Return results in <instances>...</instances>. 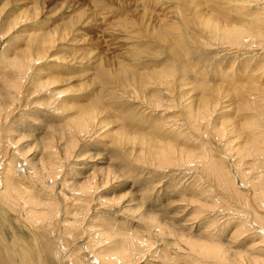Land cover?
Here are the masks:
<instances>
[{
  "label": "rangeland",
  "instance_id": "rangeland-1",
  "mask_svg": "<svg viewBox=\"0 0 264 264\" xmlns=\"http://www.w3.org/2000/svg\"><path fill=\"white\" fill-rule=\"evenodd\" d=\"M233 1L236 4L233 3ZM263 1L264 0H261L260 3L256 5V7L251 8L250 9L251 12H250L249 10H243L241 7H239V5L241 6V3H244L243 0H199L198 1L199 6L197 7L193 6L192 11L196 13H203V11H207L210 13L213 12L212 15L214 16L215 19L217 20L219 19V21L221 22L224 21L225 23H227L225 19H228L230 21L240 22L241 20V22H248L250 19L246 18L243 20L241 15L247 13H255L256 11L261 10L264 7V4L263 6L261 4ZM249 2H253V0H250ZM7 4H9V8L8 7L5 8V5ZM23 4L25 5L26 8L27 7L38 8L36 12H40V14L37 18L36 23L31 24L30 22L29 25L27 24L26 26H22L21 28H15V27L13 28V25L11 24L12 22H8V19L10 18V13L13 11L12 8L15 7V9H17V13L15 14L16 16L18 13L22 11L21 9L22 6H24ZM257 6H259L258 9ZM234 8H237L238 12H235ZM179 12L183 14L184 17L185 15L189 16L187 4L185 0H0V27H1L0 28V74H1L0 94L1 97L4 96L3 93H5L8 86L14 82L15 77L16 78L18 77V75H15L13 70L9 68L10 63L8 61H4L5 59L3 55L4 53H9V51L14 55L15 53H18L17 51L19 46L21 48L26 47L27 42H24L23 40V35L21 32L22 29L23 30H25V28H27L28 30L37 29L39 35L41 34L44 35L43 32L51 31L52 28L56 29V27H59L61 30L62 28L63 30H66L64 35L67 36L63 43H59L55 45L53 50L50 52V56H52L53 58L51 61L47 60V62L38 65V67L36 68L34 67L35 69H38L37 71L34 68L32 70H28L27 76L25 77L22 84L23 85L22 88L24 89L26 88L25 90L28 94H24L26 96L25 99L20 97V100L14 103V106L16 108L15 112H13V114L7 119V121L4 122L3 127H1L3 134L2 138L7 140L6 141L2 139L0 140L1 142L0 157H2L0 158V163L3 162L4 158L6 159V155L14 156L12 161L13 165L17 168L23 167L22 169H25L29 172L30 170L26 162L31 159L33 163L38 162L39 164L40 162V164L44 166L45 169L44 173L46 174L50 172L49 169L51 165L56 164L55 167L57 166V169L58 170L60 169L59 172L61 173L58 177H56L58 179L54 178L55 180L52 179V182H48V184L50 183L52 184V185L50 184L49 186L53 187L54 185L56 186L58 183H61L64 179L66 181L67 180L75 181L77 182V184H80L83 182L82 177H86V175H88L92 170L95 169L99 170L98 168L100 167L102 169L108 168L109 163L112 164L114 161L112 165L116 167V169L118 170V171L116 170L117 172L123 175L122 178L124 179L123 181H118L115 185L111 186L112 189L110 188L111 191H109L108 193H99L96 194V197L97 196L104 198L107 197L105 199H109V197H115V195L118 194L117 196L122 197L123 200L124 199L132 200V205H134V204H138V202L140 203L144 195V205H143V209L141 208L140 211H142L143 213H150V212L155 213L158 217L160 216L159 214L161 213L162 217L164 218L169 217L170 215L175 213L176 216L179 217V218L177 217L178 220L184 219V217H186L184 220L187 222V219L188 220L191 219V221L193 222H188V224L194 223V227H197V230L201 228L202 230L209 229V227L211 226L209 232H212L211 237L213 238V240L215 239L214 243L217 241V239H219L220 235H226L231 230L237 229L239 227L237 222L241 221L238 218H242V215L247 216L250 213V215L247 216L248 217L247 221H250V219L252 218L251 214H253L254 216L256 214L254 208L252 207L251 204H249V201L247 199L245 200L242 198L240 199L235 195L236 192L238 193L239 196H241L242 194L243 195H246L247 193L249 194L248 189L241 184L239 178H237V181L235 180L236 182L235 186L238 189V190L236 189L235 191L233 187H226V186L220 187L218 183H215V181L213 182L212 180L214 179L213 177H209V182H208L202 175L199 174L198 170L196 172L195 168L190 167L191 165H187L185 167L182 166L184 165L182 161H177L174 163L172 160H170L169 162L170 166L169 164L165 165L163 162L161 163L160 157L156 156L155 153L156 152L155 149L160 148V145H158L155 142H151L149 140V137L155 139L156 135L153 133H155L156 130L158 131L160 126H164L166 129L167 123L172 124L175 119L173 117L177 115L182 120V124L183 122L186 123L184 126L181 125L179 128L182 130H184L185 128L188 129L187 132L185 131L182 132L183 134L186 133L185 136H183L182 138L180 139L172 138V143L176 147L179 153L178 158L181 157L182 152L199 153L200 152L199 150H206L207 148L209 149L210 147L213 150H215L212 155H215L214 158L216 160H218L216 158L217 157L216 155L218 154L220 156L225 154L226 156H228V158H231L232 159V163H230L231 166L233 164L235 165L240 164V161L237 160L235 154L230 153L227 150L224 151L226 146L228 145L234 147L245 146L246 144L245 136L247 135L248 129L255 130V128H257V130L260 131L261 135H263L264 138V119H263L264 118V97H263L264 96V90H263L264 89V49L261 50L259 48L257 49L256 47L233 48L230 47L228 44L226 45L225 44L226 42L220 44L216 42L215 39L210 38L208 34L196 28L195 23H193L194 21L190 22V26L188 27L189 29L187 32L182 30L181 33H179L178 31H176V29H180L183 25V23H181L182 16L181 14H179ZM261 14H264V9L261 10L260 13L258 12V15ZM11 16L12 17L10 18V21H12L13 18L15 17L14 13H11ZM262 17L264 16L262 15ZM164 18H168L169 20ZM261 21L263 22L261 23L264 24V20ZM9 23L12 25V27L10 26ZM159 25H161V27ZM66 26H68V28H65ZM169 26H171L170 28L173 27L172 28L174 31V32L172 31L173 33L171 32V29L170 31L167 30L168 32L167 31L165 32V28L169 29ZM6 29H7L6 32L8 33L5 32ZM37 31L34 33L37 34ZM153 32L155 33L153 34ZM151 34L154 36H152ZM167 38L170 39L169 40L170 42H167L168 40ZM163 40H165V42H163ZM178 42L179 43L181 42L180 46L178 45ZM172 47L176 49V53H177L176 56L173 54V51L171 50ZM127 54L129 58L131 57L130 59L132 58L133 59L128 61L127 65H122V67L124 71L130 74L135 73L136 75V73L138 74H141L143 72L147 73L152 71V69L156 70L162 67L166 68L167 66H171L175 70L178 69L177 70L178 73L177 72L174 73L175 71L172 69L175 76L173 82V89H169L166 92V90H164V87L162 88L158 87L159 82L157 80H152L150 81V84L146 86L147 88L135 87V89L130 88L129 90H127V88L124 89V88H120L121 86H119L120 89L113 88V89H117L113 92V96H112L113 98L110 96L104 98H98L97 96L98 90L99 89L101 90L104 87L103 83L101 82L108 81V78L102 79V76L98 75V71L99 72L102 71L100 69H102V65H104L103 60L107 59L109 62H113L115 60H118L117 57H125L127 56ZM64 56H65V60L63 58ZM176 66L178 68H176ZM42 68H46L47 72L52 71V73L49 74L51 76L55 74L58 76H62V79L65 82H67L65 83L63 81L62 86H60L61 90L64 89L65 95L53 96L50 93L51 91L50 88L49 90L46 88H40L38 82H36L35 79L32 80V77L35 78L37 77L38 74H40L41 70L39 69ZM5 72H6V76H4ZM168 72L172 73L171 70H169ZM87 83L93 85H91L90 87L86 86L83 88V91H78L75 93L73 92V88L72 89L67 88V87H74L76 85L81 86ZM188 84H191V86L193 87L195 86V87L191 89L187 88ZM219 85H220L219 87L220 90L218 91L215 90L214 87ZM254 86L255 89L257 87L258 88L254 90ZM248 87L249 88L251 87L253 90L252 89L249 90ZM261 90H263V92ZM105 93L106 91H103V94ZM153 93H155L156 95H158V93H161L162 96H160V103L162 104L164 103L165 105L164 107L176 106L177 108L173 107L171 110L172 112H168V111L165 112L166 111L164 110L165 108L155 109L153 107L154 105L151 104V100H150V97L152 98ZM240 95H242L241 97L243 98L242 101L238 100ZM201 97L209 100L213 111L209 107L208 108L210 109V111L213 112V114L209 117V120L207 119V121L204 122L205 125L203 124L200 125L201 132L200 131L196 132L195 129L198 130L199 127L193 128L192 127L193 123L192 122L190 123V121H188V119L191 118V116H189V109L191 107L189 105L191 104H189L188 102L194 105L195 103H197V99L198 100L203 99ZM148 98L149 100H146ZM143 99H145L147 102ZM21 100L24 101L22 102ZM169 101H173V103L168 105ZM261 101H263V103ZM243 102L247 105H245ZM217 103H219V105ZM92 104L94 105L95 109L97 108V112L99 113L98 115H96L97 119L95 120L98 121L94 122L89 127L90 129L88 130L89 136H83L81 138L80 137L77 138L78 135L73 134L75 131L71 130L72 125L69 124L70 120L73 116L75 118V116L80 115V112L78 110L80 109L81 106L79 105L92 106ZM95 104L97 106H95ZM239 104L241 105V107ZM98 106H99V110H98ZM242 107H245L247 109L245 108L243 109ZM71 109L74 110V113L73 111H71ZM75 110L78 112V114L76 113ZM186 111L188 113H186ZM99 117L101 120L99 119ZM68 118L69 120H67ZM179 118H177L176 120H179ZM256 121L258 123L257 125H255ZM108 122L109 124H107ZM187 122L188 124L190 123L189 124V126L191 125L190 128L186 126ZM95 123H96V127H95ZM194 123L196 124V122ZM10 128L13 129L14 131L16 129L23 130L25 133L22 131V134H24L23 137L25 138L16 137L17 134L15 135L14 132L9 133ZM230 128L232 130L234 129L237 131L235 132V135L240 136L239 140L234 139L235 137L233 136L235 135L234 133L230 132L231 130ZM119 129L125 132H123L122 134V132L119 131ZM108 130H110L111 132ZM219 130H222L223 132L222 140L216 137L215 134ZM90 131L93 133H91ZM175 131H176L175 135L179 134L177 132L178 129H175ZM203 131L207 132V135L208 134L209 135L207 137L205 136L206 134L202 135ZM115 132H118L119 135L120 134L121 135L117 137L116 135H114ZM96 133L97 135L95 136ZM130 133L139 137H142L144 135L143 137L144 138L146 137V139H144L145 143L143 142L142 138L127 139L128 141L127 142L125 139V135L126 134L131 135ZM189 134L192 135L193 138ZM199 137L202 139L204 138L203 139L204 144H199L201 142ZM114 138H115V142H114ZM19 139L21 140V143ZM50 139L52 140V142ZM101 139H103L104 141ZM48 140H50L51 143H49ZM124 140L126 143L123 142ZM119 141L121 142V144H119ZM13 142L17 147L13 144ZM205 142L208 143L205 144ZM71 143L72 146L77 144V148L70 147ZM142 143L145 145H143ZM150 143L151 145L152 144L153 145L149 146ZM41 145L42 148H40ZM146 145L149 147H147ZM65 146L68 147L69 150ZM139 146L141 149L139 148ZM37 147H39V149ZM55 147H57L58 150L57 148L55 149ZM120 147H122V149ZM20 148L21 150L22 148L23 150L26 149L24 151L25 153H27L25 157L22 155V153L24 152H22ZM17 150H18L17 152L18 154L16 153ZM138 150L140 152H138ZM27 151L28 152L30 151V153H28ZM33 151L34 154H32ZM43 151H45L46 153ZM49 151L50 152L52 151V155ZM53 151L55 152V154ZM19 152L21 153L20 154L21 156L19 155ZM57 153L59 155H57ZM231 155H234L235 157L234 156L232 157ZM56 156L59 158H57ZM89 156L91 161L89 160ZM108 156L110 157V159ZM53 157L55 158V160ZM104 157H106L108 160ZM35 158H38L39 160ZM66 158H68L69 160ZM42 159L44 162L42 161ZM50 160L51 161L54 160L52 161L53 163H51ZM258 161H259L258 159L252 160V157H247L246 161L242 162V165H240V170L242 172H244V169L246 170L245 172L249 171L250 179L248 181L254 182L255 180H257V177L260 176L261 178L264 176V171H263L264 166L263 165L260 166L259 163L261 161H259V163ZM45 165L49 166L48 167L49 169ZM253 165L257 167L253 168ZM230 166L229 169L225 168L226 170H224L223 168L222 171L226 174L229 171L230 173H232L233 176H235L233 174V168H231L232 166L231 167ZM260 167L261 169H263L262 171H260L261 170ZM1 168L4 169L3 165L1 166ZM198 168H200V166H198ZM74 176L77 178L76 180ZM211 181L212 183H215V185L210 183ZM5 183H6L5 181L0 183V188H2L0 189V193H1L0 197L1 196L3 197L0 198L1 199L0 203L3 206V208L6 209L8 222L7 224H3L2 220L0 219V264H12L10 261H8V259L4 257V255L7 257L6 255L7 253H5L4 248L5 247L9 248L8 244H10L11 240L13 239L11 238V233H14V235L17 237L18 242L24 248H26V252L29 255V256L27 255L29 257L28 258L29 261L31 260L33 262H36L37 259L36 258L37 253L33 248V245L35 243V241L33 240V236H35V238L37 239L36 242L41 245L40 247L43 253L42 254L43 264H72L69 262L67 263L65 258L66 256L63 257L60 256V258H58V256L56 257L54 255V250L56 249V247L57 248L59 247V242L61 240L59 237H61L63 233H72L73 239H75L76 242L73 241L72 239V240H68L67 242L64 241V245L65 248L70 247L69 249H72L71 250L72 253L77 252L80 246L82 245L81 241L79 240L84 239L83 238L84 235L81 234V231L79 230L69 231L67 227H65L63 222V221H68L67 218L65 219L62 218L61 221H59L56 218H53V220H46L48 217L52 218L53 216L52 211L48 212L46 209H44V207L39 206L38 204H40V202L41 204H45L47 198L44 195H42L40 192H37L35 190H29L26 187L27 186L26 184L25 185L22 184L21 188L20 187L19 188L27 189L28 191L26 190V193L24 194H26L28 197L31 198L36 197L34 198L36 204L34 202V206L22 208L23 207L21 206L22 201L18 198L17 200L13 195V192H10L9 194V190H6ZM19 184L20 183H18L17 181L14 183V185H16L17 187L19 186ZM263 187H264V183L260 185V191ZM239 189L241 191H239ZM4 191L5 194L3 193ZM225 194H227V196ZM7 195L8 197H6ZM4 197L6 198L4 199ZM126 197L129 199H127ZM222 198L223 200L225 198L226 199L222 201ZM180 200L182 201V203L175 202ZM11 201L13 202V204L10 203ZM171 201H173L174 203L171 204L170 206L174 205V208L169 209L170 207L167 208L165 205L170 203ZM237 201L238 203H236ZM7 202L10 203L11 205L7 204ZM56 202L59 201L56 200ZM194 202L196 205L194 204ZM16 204L17 206L15 207L14 205ZM111 205L114 204L111 203ZM6 207L11 209V211L9 209L8 211ZM20 210L21 211L24 210V211L21 212ZM156 210L158 212H156ZM30 211L32 212V217L30 216L31 219L30 218L28 219L29 216L27 218H23L22 215L23 214L25 215V213H28ZM167 211L170 214L167 213ZM142 212L138 214H142ZM47 213L50 215L52 214V216L47 215ZM85 213L87 216L84 215ZM85 213H83L82 215L84 216L85 219H87L86 223L90 225L89 224L90 222L94 224V226L96 227L98 226L97 228H99L102 231V233L108 231V229H111L112 227L113 229L117 227L118 229L120 228L119 230L124 233L128 231L127 233L130 234L133 229L135 232L137 231L140 234H146V228L144 223L137 221V218L130 217L132 216L131 214L129 217L127 216L123 219V217L120 216L115 217V215L112 214L106 216H100V214L97 213H92V212L87 213L86 211ZM233 213L234 214L236 213L237 215L236 214L234 215ZM35 214L36 216L38 214V216L36 217ZM41 215L43 217L45 216V218H42ZM261 217H264V215H262ZM33 218L35 221L33 220ZM37 220L38 222L41 223L37 222V225H34V223L36 224ZM242 220H243L242 224H244V226L241 229L240 236L238 237L239 239H235L237 240L236 247H238V253L240 254L243 253L244 250L246 251L247 248H244V246H249V244L252 245L253 243L252 242L249 243V242L252 239L257 238L256 237L257 233H255L257 231H252L250 229L249 225L251 223L250 224L246 223L243 218ZM94 221L96 224L93 223ZM170 222L171 221H169V223ZM177 223H179V221ZM177 223L172 225L175 226ZM136 225L140 229H138ZM52 228L55 231L52 230ZM123 228L126 229L124 230ZM78 229H80V227ZM179 231H182L184 234H188L189 228L186 227V229L183 230L180 229ZM199 231L198 232L196 231L197 233L191 232L193 233L192 237L198 239V237L201 236L199 234ZM224 237L222 239L226 240ZM102 239L103 238L100 237L99 240L102 241ZM78 241L79 243L77 248L76 247L72 248L71 245L74 242L77 243ZM112 242L118 244L116 239L112 240ZM112 242L107 243L105 245L101 244V246H103L104 248L102 251L104 252L100 254H108L116 251L115 244H112ZM164 242L165 244L168 243L172 244L173 239H170V241L169 239H164ZM237 244L239 245L237 246ZM159 245H160V241L158 244L155 245V247L160 248ZM161 248H162L161 251H163L164 247ZM159 250L160 249H158L157 252ZM232 250L234 251V249ZM244 253L245 256H248L247 252ZM259 253H257L255 257L264 258V256L261 253L259 255ZM157 255L158 254L155 255V258H157ZM88 257L90 258V256L88 255L82 257V259L85 261V264H89V263L94 264L93 262L95 261L88 260L89 259ZM200 259H201L200 260L201 264H217L211 261L210 259L205 258L204 256H202ZM155 260L158 261V263H160V259L159 260L155 259ZM195 260L196 259L194 258V261H192V263H194Z\"/></svg>",
  "mask_w": 264,
  "mask_h": 264
},
{
  "label": "bare ground",
  "instance_id": "bare-ground-1",
  "mask_svg": "<svg viewBox=\"0 0 264 264\" xmlns=\"http://www.w3.org/2000/svg\"><path fill=\"white\" fill-rule=\"evenodd\" d=\"M199 0H185L186 4H187V9H188V14L189 16L184 17L183 14H181L179 12V14H181V20L183 23L182 27L180 29H176V31H178L179 33H181L182 30H184L185 32L188 31V27L190 26V22L194 21L193 23H195L196 28L200 29L202 32L208 34L210 36V38L215 39L216 42L223 44L225 43L226 45L228 44L230 47L233 48H252V47H256L257 49H264V24H262L263 22L261 20H264V17H262V15L264 16V14L258 15V12L260 13L261 10L264 9V7L259 10V11H254L255 13H247L242 16V19H246L249 18L250 20L248 22H240L239 21H230L228 19H225L227 23H225L224 21L221 22L219 21V19H215L214 16L212 15L213 12H207V11H203V13H196L194 11H192V7H197L199 6L198 4ZM244 3H241V6L239 5V7H241L243 10H249L253 7H256V5L258 3H260L261 0H253V2H249L250 0H243ZM11 3V2H10ZM233 3H235L233 1ZM255 3V4H253ZM12 4V3H11ZM10 4V5H11ZM236 4V3H235ZM262 6L264 4V1L261 3ZM24 5V4H23ZM146 5V4H145ZM234 5V4H233ZM244 5V6H243ZM15 6V5H14ZM8 7L9 8V4L5 5V8ZM37 7V6H36ZM235 7V6H234ZM237 7V6H236ZM259 6H257L258 9ZM4 8V9H5ZM12 8V7H11ZM212 8V7H211ZM13 11L11 13L15 14L17 13V9H15V7L12 8ZM38 8L35 7H25L22 6V11L20 13H18L12 21H10V18L13 16H11L10 13V18L8 19V22H12L11 24L13 25V28H21L22 26H26L27 24L29 25V23L31 22V24L36 23L37 18L40 14V12H36ZM7 11V10H6ZM152 11V10H151ZM235 12H238L237 8H234ZM251 12V11H250ZM7 13V12H6ZM9 14V13H8ZM7 14V15H8ZM217 14V13H216ZM178 15V14H177ZM173 16V15H172ZM171 16V17H172ZM238 16V17H241ZM2 17V16H1ZM9 17V16H7ZM179 17V16H178ZM218 17V16H217ZM162 18V17H161ZM176 18V16H175ZM6 19V18H5ZM144 19V18H143ZM164 19H168V18H164ZM174 19V18H173ZM172 19V20H173ZM179 19V18H178ZM169 20V19H168ZM171 20V19H170ZM224 20V19H223ZM242 20V21H243ZM176 21V20H175ZM160 22V21H159ZM162 22V21H161ZM166 22V21H165ZM178 22V23H180ZM235 22V23H234ZM239 22V23H236ZM262 22V23H261ZM70 23V22H69ZM67 23V24H69ZM174 23V22H173ZM10 24V23H9ZM10 24V26L12 27V25ZM30 24V25H31ZM117 24V23H116ZM158 24V22H157ZM171 24V23H170ZM175 24V23H174ZM173 24V25H174ZM163 25V24H162ZM167 25V24H166ZM172 25V26H173ZM161 27V25H159ZM181 26V25H180ZM30 27V26H29ZM111 27V26H110ZM123 27V26H122ZM171 26H169V29L165 28V32L167 30L171 32L173 31V27L170 28ZM1 28V27H0ZM12 28V30H13ZM25 28V27H24ZM65 28H68V26H66ZM116 28V27H114ZM152 28V27H151ZM8 29V28H7ZM7 29L5 30V32L7 31ZM103 29V28H102ZM10 30V29H9ZM21 30V29H20ZM42 30V29H41ZM63 30V28H62ZM59 27H56V29L52 28L51 31H47V32H43L44 35H39L37 29H32V30H28L27 28H25V30L22 29V35H23V40L26 43V47L25 48H21L20 46L18 47V53H15L13 55V53H11L9 51V53H4V61H8L9 64V68H11V70H13V72L15 73V75H18V77H15V80L13 83H11L7 90L5 91V93H3V97H1L0 94V140H4L5 139L2 138V128L4 122L7 121V119L13 114V112H15V106L14 103L16 101L20 100V97H22L23 99H25V95L24 94H28L26 92V88H22L23 87V81L25 79V77L27 76L28 70H32L34 67H38V65L47 62V60H52V56H50V52L53 50L54 46L59 44V43H63L65 38L67 37L66 35H64L66 30L62 31ZM114 30V29H113ZM121 30V29H120ZM157 30V29H156ZM155 30V31H156ZM163 30V29H162ZM161 30V31H162ZM37 31V34L34 33ZM106 31V30H105ZM112 32V31H111ZM164 32V33H165ZM168 32V31H167ZM174 32V31H173ZM172 32V33H173ZM8 33V32H6ZM40 33V32H39ZM42 33V32H41ZM107 33V32H106ZM155 32H153L154 34ZM171 33V34H172ZM190 33V32H189ZM19 34V32H18ZM17 34V35H18ZM114 34V33H113ZM130 34V33H128ZM160 34V33H158ZM166 34V33H165ZM152 35V34H151ZM188 35V34H187ZM5 36V35H3ZM21 36V33H20ZM19 36V37H20ZM154 36V35H152ZM159 36V35H158ZM169 36V35H168ZM181 36V35H180ZM85 37V36H84ZM114 37V36H111ZM156 37V36H155ZM182 37V36H181ZM21 38V37H20ZM77 38V36H76ZM83 38V37H82ZM162 38V37H161ZM206 38V37H205ZM114 39V38H113ZM168 39V38H167ZM180 39V38H179ZM87 40V39H86ZM90 40V39H89ZM170 39L167 40V42ZM181 40V39H180ZM99 41V40H98ZM67 42V41H66ZM74 42V41H73ZM82 42V40H81ZM163 42H165V40H163ZM209 42V40H208ZM181 43V42H180ZM180 43L178 42V45L180 46ZM17 44V43H16ZM85 44V43H84ZM83 44V45H84ZM79 45V44H78ZM182 45V44H181ZM167 46V45H166ZM166 50V49H165ZM171 50L173 51V54L176 56V49L174 47L171 48ZM14 51V50H13ZM132 51V50H131ZM54 53V52H53ZM59 56V55H58ZM133 57V56H132ZM65 60V56L63 57ZM131 58V57H130ZM127 56L125 57H117L118 60H115L113 62H109L107 59L103 60L104 65H102V71H98V75L102 76V79L104 78H108V81H103L101 83H103L104 87L98 92H97V96L98 98H104L107 96L112 97L113 96V92L117 89L120 88H124L127 90H129L130 88H138V87H146L147 85L150 84V81L152 80H157L159 82V88L164 87V90H166V92L169 89H173V82L175 79L174 73L177 72V70H175L173 67L171 66H167L166 68L162 67V68H158L156 70L150 71V72H143L141 74L135 73L134 74H130L126 71H124L122 65H127L128 61L132 60ZM174 61V60H173ZM175 63V62H174ZM187 63V62H186ZM4 64V63H3ZM6 65V64H5ZM8 65V64H7ZM186 66V64H185ZM6 67V66H4ZM171 67V69H170ZM34 68V69H35ZM176 68H178L176 66ZM175 71L173 74L171 72H168L169 70ZM173 69V70H172ZM180 69V67H179ZM9 70V71H11ZM36 71L38 69H35ZM40 74L37 75V77L33 78L32 80L35 79L36 82H38V85H40V88H46L49 90L50 88V93L53 96H61V95H65V91L64 89L61 90L60 86H62L63 84V79L62 76H58V75H49L50 73H52V71L47 72L46 68H42L39 69ZM3 71V70H2ZM7 71V70H6ZM258 71V70H256ZM12 73V72H11ZM178 73V72H177ZM4 74V73H3ZM36 74V73H35ZM1 75V74H0ZM11 75V74H10ZM49 75V76H48ZM6 76V72L5 75ZM51 76V77H50ZM136 76V77H135ZM31 78V77H30ZM125 78V79H122ZM14 79V78H13ZM122 79V80H120ZM8 80V79H7ZM62 80V81H61ZM87 80V79H86ZM93 80V79H92ZM251 80V79H250ZM31 81V79H30ZM252 81V80H251ZM3 82V81H2ZM65 82V81H64ZM10 83V82H9ZM67 83V82H65ZM64 83V84H65ZM72 83V82H71ZM119 84V85H118ZM3 85V84H2ZM71 85V84H70ZM93 84H84L81 86H74V87H67V88H73V92H78V91H83L84 87H90ZM102 85V86H103ZM156 85V84H155ZM248 85V84H247ZM119 86H121L119 88ZM1 87V86H0ZM39 87V86H38ZM153 87V86H152ZM157 87V88H158ZM195 87V86H194ZM193 86H191V84H188L187 88H194ZM220 85L219 86H215V90H220ZM253 87V86H252ZM101 88V87H100ZM113 88H117V89H113ZM147 88V87H146ZM249 88V87H248ZM258 88V87H257ZM256 88V89H257ZM260 88V87H259ZM6 89V88H5ZM4 89V90H5ZM141 89V88H140ZM246 89V88H244ZM252 89L251 87L249 88V90ZM255 86H254V90ZM41 90V89H40ZM86 90V89H85ZM139 90V89H137ZM253 90V89H252ZM264 90V89H263ZM263 90H261L263 92ZM39 91V88H38ZM44 91V90H43ZM103 91H106L105 94H103ZM132 91V90H131ZM259 91V92H261ZM96 92V91H94ZM225 92V91H224ZM2 93V92H1ZM43 93V92H42ZM48 93V91H47ZM72 93V94H74ZM256 93V92H255ZM68 94V93H67ZM92 94V93H91ZM258 94V93H257ZM260 94V93H259ZM30 95V94H29ZM48 95V94H47ZM185 95V94H184ZM246 95V94H245ZM244 95V96H245ZM35 96V95H34ZM37 96V95H36ZM160 96L161 93H158V95H156L155 93H153L152 98L150 97L151 100V104L154 105L153 107L155 109H159V108H165L164 110H166L165 112H172V108H177L176 106H171V107H164V103H160ZM186 96V95H185ZM183 96V97H185ZM29 97V96H28ZM50 97V96H49ZM144 97V96H143ZM181 97V98H183ZM206 97V96H205ZM210 97V96H209ZM213 97V95H212ZM231 97V96H230ZM242 95H240L239 99L240 101L243 100V98H241ZM264 97V96H263ZM44 98V97H43ZM53 98V97H52ZM113 98V97H112ZM199 98V96H198ZM203 98V97H201ZM223 98V97H222ZM251 98V97H250ZM254 98V97H253ZM257 99V98H256ZM145 100V99H143ZM146 100H149L146 99ZM145 100V101H146ZM201 100V102H200ZM197 99V103H195L194 105L190 102H188L190 109H189V116H191V118L193 119H188V121H190V123L192 122L193 125L192 127H199L198 130L195 129L196 132H201L200 129V125H205L204 122L207 121V119L209 120V117L213 114V109L211 108V103L209 102L208 99L203 98V99ZM260 100V99H259ZM263 100V99H262ZM22 101V100H21ZM24 101V100H23ZM22 101V102H23ZM147 102V101H146ZM145 102V103H146ZM200 102V103H199ZM256 102V101H255ZM263 103V101H261ZM173 101H169V104H172ZM244 103V102H243ZM242 103V104H243ZM254 103V102H253ZM22 104V103H21ZM219 105V103H217ZM245 104V103H244ZM255 104V103H254ZM28 105V102H27ZM85 105V104H84ZM81 106L80 109L78 110L80 112V115L78 116H74L71 118L70 123L71 126V130H74L75 132L73 134L78 135L77 138H81L83 136H89V127L94 123L97 122L95 121L97 119L96 115H98L99 113L97 112V108H94V105L92 104V106ZM91 105V104H90ZM221 105V104H220ZM240 105V104H239ZM247 105V104H245ZM18 106V104H17ZM16 106V107H17ZM61 106V105H60ZM63 106V105H62ZM95 106H97L95 104ZM188 106V107H189ZM214 106V105H213ZM226 106V105H225ZM244 106V105H243ZM43 107V106H42ZM74 107V106H73ZM181 107V106H180ZM212 111H210V109ZM215 107V106H214ZM241 107V105H240ZM248 107V106H247ZM24 108V107H23ZM61 108V107H60ZM243 109L245 107H242ZM250 108V107H249ZM248 108V109H249ZM252 108V107H251ZM74 109V108H73ZM153 109V110H155ZM232 109V108H230ZM236 109V108H235ZM247 109V108H245ZM254 109V108H253ZM252 109V110H253ZM18 110V109H17ZM55 110V109H54ZM68 110V108H67ZM98 110H99V106H98ZM242 110V109H240ZM70 111V109H69ZM68 111V112H69ZM71 111L74 110L71 109ZM76 111V110H75ZM188 111V110H187ZM186 111V113H188ZM102 112V111H101ZM255 112V110H254ZM76 113L78 114V112L76 111ZM253 113V112H252ZM163 114V113H162ZM161 114V115H162ZM258 114V113H257ZM166 115V114H165ZM181 115V113H180ZM100 116V115H99ZM157 116V115H156ZM167 116V115H166ZM171 116V115H170ZM186 116V115H185ZM188 116V115H187ZM67 117V116H66ZM71 117V115H70ZM69 117V118H70ZM101 117V116H100ZM99 117V119H100ZM13 118V117H12ZM69 118L67 120H69ZM175 118L173 123H167V128L165 129L164 126H160L159 130L155 131L156 137L151 138L149 137V140L151 142H155L158 145H160V148L155 149V153L156 156L160 157V161L161 163L163 162L165 165L170 166V160H172L174 163L177 161H182L184 163V165L182 166H187V165H191L190 167H193L199 171V174L202 175L208 182H209V177H213L214 179L213 182L215 181V183H218L220 185V187L222 186H226V187H233V189L236 191V182L237 178H239L238 180L241 182V184L246 187L249 191V194L247 193L246 195H241L239 196L238 193L236 192V196L239 197L240 199H247L249 201V204L252 205V207L254 208V211L256 212L255 216L253 214H251L252 218L250 219V221H247L248 217L250 215V213L245 216L242 215V218L244 219V221L248 224H250V229L252 231H257L255 233L256 234V239H252L249 243H253L252 245L249 244V246H244V248H247L246 251L244 250V252L248 253V256H245V253H238V247H236V241L235 239H239L238 237L240 236V232L241 229L243 228L244 224L242 218H238L241 221H238L237 224L239 225V227L237 229H233L231 230V234L230 232H228L226 235H220L219 239H217V241L214 243L213 238L211 237L212 232H209V229H198L197 227H194V223L192 224H188V222H193L191 221V219H187V222L184 220L186 217H184V219L178 220V216H176V214H172L169 217H162L161 213L159 214V217L155 214V213H143L141 210V208L143 209V205H144V195L142 197L141 202L138 204H134L132 205V200H123L122 197L115 195V197H109V199H105L107 197H100L97 196L96 194L99 193H108L109 191H111L113 185H115L118 181H123L124 178L123 175L119 172H117L118 170L116 169V167H114L112 164L109 163L108 168L102 169L101 167L98 168L99 170H92L88 175H86V177H82L83 182L80 184H77V182L75 181H69V180H63L61 183H58L56 186L54 185L53 187L49 186L50 184H48V182H52V179H58L56 177H58L60 175L61 172H59V170L57 169V166L55 167L56 164H52L50 169L48 168L49 166H46L50 172H48L47 174L44 173L45 169L44 166L42 164H38V162L33 163L32 160H28L26 163L28 164V168H29V172L25 169H22L21 167L17 168L13 165L12 161H13V157L14 156H7L6 154V159H3V162L0 163V183L2 182H6V190H9V194L10 192H13V195L15 196V198L20 199L22 201V208L25 207H32L34 206V198L28 197L26 194V190L27 189H20L22 184H26L27 188L29 190H35L37 192H40L42 195H44L47 198V201L45 204H38L39 206L44 207V209H46L48 212L52 211V214H48L52 216V218L48 217L46 220H53V218L58 219L59 221L65 218L68 219V221H63L65 227H67V229L69 231H76L79 230L81 231V234L84 235L83 236V240H79L81 241V246L79 248V250L77 252L72 253V249L69 248H65L64 245V241H68V240H72L73 236L72 233H63L61 235V237H59L61 240L59 242V247L54 250V255L58 258L66 256V261L67 263H72V264H85V261L82 259V257H84L85 255L90 256V258L88 260L90 261H95L93 262L94 264H201L200 263V258L202 256H204L207 259H210L211 261H213L214 263L217 264H264V258L262 257H255V255L257 253H261L264 256V217H261L262 215H264V187L261 189L260 191V185L264 183V176L260 178L257 177V180L253 181H248L250 179L249 176V171L245 172L246 170L244 169V172H242L240 170V165H242V162L246 161L247 157H252V160H256L258 159L259 161H261L259 163L260 166L263 165L264 166V138L263 135H261L260 131L257 130V128H255V130L253 129H248L247 131V137L246 138V144L243 147H234V146H226L224 151H229L230 153L235 154V156L237 157V160L240 161V164H233L230 166V163H232V159L228 158V156L224 155H216L217 159L216 160L214 157L215 155H212L213 152L215 150H213L212 148L209 147V149L207 148L206 150H199V153H189V152H182L181 157L178 158V150L176 149V147L173 145L172 143V138H182L183 136H185V132L188 131L187 128H185L184 130L180 129L179 127L182 125L184 126L186 123L183 122L182 124V120L179 118V116H175L173 117ZM172 118V119H173ZM177 118H179V120H176ZM254 118V117H253ZM252 118V119H253ZM231 119V118H230ZM255 119V118H254ZM264 119V118H263ZM101 120V119H100ZM229 120V119H228ZM232 120V119H231ZM246 120V119H245ZM103 121V119H102ZM250 121V120H249ZM254 121V120H253ZM196 122V124L194 123ZM251 122V121H250ZM255 122V121H254ZM13 123V122H12ZM189 123V124H190ZM247 123V122H246ZM98 124V123H97ZM109 124V122L107 123ZM188 122H187V127L190 128ZM250 124V123H249ZM248 124V125H249ZM255 124V123H253ZM257 121L256 124L257 125ZM51 125V124H50ZM104 125V124H103ZM102 125V126H103ZM106 126V123H105ZM259 126V125H258ZM68 127V126H67ZM70 127V125H69ZM95 127H96V123H95ZM94 127V128H95ZM174 127V128H173ZM209 127V126H208ZM234 127V126H233ZM255 127V126H253ZM252 127V128H253ZM7 128V126H6ZM12 128V127H11ZM9 130V133L14 132L15 135L17 134L16 137L18 138H25L23 137L24 134H22L23 130H13L11 129ZM14 128V127H13ZM54 128V127H53ZM107 128V127H106ZM182 128V127H181ZM204 128V127H203ZM262 128V127H261ZM4 129V128H3ZM51 129V128H50ZM55 129V128H54ZM112 129V128H111ZM175 129H178V133L177 135H175ZM231 129V128H230ZM246 129V128H244ZM49 130V129H48ZM67 130V129H66ZM93 130V129H92ZM91 130V131H92ZM105 130V128H104ZM170 130V131H169ZM210 130V129H208ZM207 130V131H208ZM257 130V131H256ZM5 131V130H4ZM53 131V130H52ZM58 131V130H57ZM55 131V132H57ZM64 131V130H63ZM68 131V130H67ZM90 131V132H91ZM102 131V130H101ZM110 131V130H108ZM119 131H122L119 129ZM185 131L183 134L182 132ZM255 131V132H254ZM7 132V131H6ZM24 132V131H23ZM73 132V131H72ZM111 132V131H110ZM127 132V131H126ZM135 132V131H134ZM230 132L234 133L237 132L236 130H230ZM252 132V133H251ZM25 133V132H24ZM62 133V132H61ZM93 133V132H91ZM260 133V134H259ZM45 134V133H44ZM49 134V133H48ZM56 134V133H55ZM58 134V133H57ZM131 134V133H130ZM206 134V135H205ZM216 137L220 138L222 140V130L217 131L216 133ZM218 134V135H217ZM231 134V133H230ZM50 135V134H49ZM64 135V133H63ZM75 135V136H76ZM92 135V134H91ZM97 135V133L95 134V136ZM114 135H116L117 137L120 136L118 132H115ZM190 135V134H189ZM197 135V134H196ZM201 135V133H200ZM202 135H205L206 137L209 135H207V132L203 131ZM232 135V134H231ZM244 135V134H243ZM26 136V135H25ZM57 136V135H56ZM72 136V135H71ZM94 136V135H93ZM92 136V137H93ZM99 136V135H98ZM142 136V135H141ZM144 136V135H143ZM139 137V136H135L134 134H126L125 135V139L127 141V139H131V138H142L143 142L144 139H146V137ZM174 136V137H171ZM192 136V135H190ZM214 136V135H213ZM49 137V136H47ZM53 137V136H52ZM124 137V136H123ZM195 137V135H194ZM198 137V136H197ZM196 137V138H197ZM201 137V136H200ZM199 137V138H200ZM229 137V136H228ZM235 137L234 139H240L239 135H235L233 136ZM36 138V137H35ZM193 138V136H192ZM214 138V137H213ZM39 139V138H37ZM36 139V140H37ZM86 139V138H84ZM108 139V138H107ZM204 139V138H203ZM203 139L200 138V143L199 144H204L203 143ZM225 139V138H224ZM233 139V138H232ZM20 140V139H19ZM18 140V143H19ZM51 140V139H50ZM49 141V143L51 142ZM63 140V139H62ZM72 140V139H71ZM75 140V139H74ZM80 140V139H78ZM77 140V141H78ZM103 140V139H101ZM106 140V139H105ZM109 140V139H108ZM107 140V141H108ZM198 140V139H197ZM220 140V141H221ZM35 141V139H34ZM47 141V142H48ZM76 141V140H75ZM84 141V140H83ZM104 141V140H103ZM131 141V140H130ZM205 141V140H204ZM228 141V140H227ZM237 141V140H236ZM8 142V141H7ZM17 142V141H16ZM40 142V141H39ZM55 142V140H54ZM53 142V143H54ZM114 142H115V138H114ZM113 142V144H114ZM118 142V141H117ZM124 143L125 140L123 141ZM128 142V141H127ZM1 143V142H0ZM21 143V140H20ZM46 143V142H44ZM61 143V142H60ZM75 143V142H74ZM80 143V142H78ZM123 143V144H124ZM137 143V142H136ZM139 143V141H138ZM145 143V142H144ZM208 142H205V144ZM14 144V142H13ZM24 144V143H23ZM37 144V143H36ZM66 144V143H65ZM119 144H121V142L119 141ZM118 144V145H119ZM143 144V143H142ZM15 145V144H14ZM28 145V144H27ZM45 145V144H44ZM52 145V144H51ZM72 148H77V144H75L74 146H72V143L70 144ZM104 145V144H103ZM145 145V144H143ZM153 145V144H152ZM151 143L149 146H152ZM243 145V144H242ZM241 145V146H242ZM16 146V145H15ZM21 146V145H20ZM34 146V144H33ZM47 146V145H46ZM56 146V145H55ZM58 146V145H57ZM60 146V145H59ZM134 146V145H133ZM132 146V147H133ZM147 146V145H146ZM147 146V147H149ZM206 146V145H204ZM240 146V145H239ZM17 147V146H16ZM66 147V146H65ZM125 147V146H124ZM128 147V146H127ZM179 147V146H178ZM208 147V146H207ZM7 148V147H6ZM33 148V147H32ZM31 148V150H32ZM39 149V147H37ZM42 148V145L41 147ZM57 147H55L56 149ZM68 149V147H66ZM71 148V149H72ZM122 149V147H120ZM131 148V147H130ZM140 148V146H139ZM203 148V147H202ZM35 149V148H34ZM66 149V150H67ZM128 149V148H127ZM133 149V148H132ZM137 149V148H136ZM141 149V148H140ZM150 149V148H149ZM194 149V147H193ZM200 149V148H198ZM21 150V148H20ZM26 150V149H25ZM25 150H23L22 148V152H24ZM58 150V148H57ZM69 150V149H68ZM67 150V151H68ZM130 150V149H129ZM41 151V150H40ZM48 151V150H47ZM65 151V149H64ZM146 151V150H145ZM18 152V150L16 151V153ZM28 152V151H27ZM45 152V151H43ZM50 152V151H49ZM54 152V151H53ZM71 152V151H70ZM129 152V151H128ZM138 152H140L138 150ZM151 152V151H150ZM228 152V153H229ZM30 153V151L28 152ZM41 153V152H40ZM46 153V152H45ZM44 153V154H45ZM48 153V152H47ZM52 155V151L50 152ZM134 153V152H133ZM137 153V152H136ZM148 153V152H147ZM225 153V152H224ZM1 154V153H0ZM18 154V153H17ZM21 153L19 152V155ZM27 153H22V155L25 157ZM34 154V151L33 153ZM37 154V153H36ZM35 154V155H36ZM43 154V153H42ZM55 154V152H54ZM67 154V153H66ZM149 154V153H148ZM151 154V153H150ZM4 155V154H3ZM2 155V156H3ZM47 155V154H46ZM49 155V154H48ZM57 155H59L57 153ZM61 155V154H60ZM71 155V153H70ZM109 155V154H108ZM229 155V154H227ZM1 156V155H0ZM21 156V155H20ZM32 156V155H31ZM34 156V155H33ZM41 156V155H40ZM65 156V154H64ZM232 157L234 155H231ZM234 156V157H235ZM35 157V156H34ZM42 157V156H41ZM48 157V156H47ZM57 157V156H56ZM67 157V156H66ZM70 157V156H69ZM68 157V158H69ZM93 157V156H91ZM103 157V156H102ZM109 157V156H108ZM2 158V157H0ZM29 158V157H28ZM39 158V155H38ZM35 158V159H38ZM45 158V157H44ZM54 158V157H53ZM59 158V157H57ZM62 158V156H61ZM66 158V159H68ZM79 158V157H78ZM84 158V157H82ZM106 158V157H104ZM27 159V158H26ZM51 159V158H50ZM64 159V158H63ZM70 159V158H69ZM68 159V160H69ZM94 159V158H93ZM107 159V158H106ZM110 159V157H109ZM153 159V158H152ZM25 160V159H23ZM39 160V159H38ZM55 160V158H54ZM52 160V161H54ZM89 160L90 156H89ZM104 160V159H103ZM108 160V159H107ZM131 160V159H130ZM43 161V159H42ZM41 161V162H42ZM51 161V160H50ZM49 161V162H50ZM51 161V163H53ZM95 161V160H94ZM100 161V160H99ZM44 162V161H43ZM93 162V161H92ZM106 162V161H105ZM150 162V161H149ZM24 163V162H22ZM50 163V164H51ZM62 163V162H61ZM65 163V162H64ZM153 163V162H152ZM49 164V165H50ZM67 164V162H66ZM229 164V165H228ZM3 165L4 169L1 168V166ZM18 165V164H17ZM20 165V164H19ZM239 165V166H238ZM62 166V165H60ZM106 166V163H105ZM198 166H200V168H198ZM229 166L231 168H233V174L235 176L232 175V173H230L228 171V173H224L222 171V169L224 168V170H226L225 168L229 169ZM259 166V165H258ZM262 166V168H263ZM156 167V166H155ZM160 167V166H159ZM181 167V166H180ZM242 167V166H241ZM257 166L253 165V168H256ZM46 168V169H47ZM60 168V167H59ZM62 168V167H61ZM104 168V166H103ZM230 168V169H231ZM63 169V168H62ZM61 169V170H62ZM261 169V167H260ZM117 170V171H116ZM232 170V169H231ZM259 170V169H258ZM263 169H261L260 171H262ZM264 171V170H263ZM222 172V173H221ZM226 172V171H225ZM72 173V172H71ZM81 173V172H80ZM86 173V172H85ZM260 173V172H259ZM77 175V174H76ZM199 176V175H198ZM230 179H229V177ZM258 176V174H257ZM75 177V176H74ZM73 177V178H74ZM48 178V180H47ZM71 178V177H69ZM2 179V180H1ZM4 179V180H3ZM54 179V180H55ZM77 178L75 177V180ZM20 183L19 186L17 187L16 185H14L15 182ZM55 182V181H54ZM81 182V181H80ZM56 183V182H55ZM212 183V181L210 182ZM215 183H212L215 185ZM261 183V184H260ZM119 184V183H118ZM52 185V184H51ZM213 185V186H214ZM20 187V188H19ZM23 187V186H22ZM119 187V186H118ZM215 187V186H214ZM24 188V187H23ZM111 188V189H110ZM155 188V187H154ZM216 188V187H215ZM2 189V188H0ZM127 189V188H126ZM219 189V188H218ZM227 189V188H226ZM222 190V189H221ZM238 190V189H237ZM252 190V191H250ZM28 191V190H27ZM239 191H241L239 189ZM139 192V191H138ZM225 192V191H223ZM231 192V191H230ZM5 194V191L3 192ZM124 193V192H123ZM135 193V192H134ZM217 193V190H216ZM233 193V192H232ZM243 193V191H242ZM1 194V193H0ZM38 194V193H36ZM112 194V193H110ZM241 194V193H240ZM30 195V194H29ZM32 195V194H31ZM135 195V194H134ZM227 196V194H225ZM127 196V195H126ZM149 196V195H148ZM235 196V198H236ZM8 197V195L6 196ZM4 197V199L6 198ZM13 197V196H12ZM57 197V198H55ZM128 197V196H127ZM126 197V198H127ZM130 197V196H129ZM224 197V195H223ZM0 198H3L2 196ZM10 198V196H9ZM125 198V197H124ZM233 198V197H232ZM231 198V199H232ZM3 199V201H4ZM17 199V200H18ZM38 199V198H37ZM129 199V198H127ZM139 199V197H138ZM226 199V198H225ZM224 199V200H225ZM41 200V199H39ZM56 200H58L59 202H56ZM222 198V201H224ZM1 201V199H0ZM235 201V200H234ZM9 202V201H8ZM10 204L13 202L11 201ZM18 202V201H17ZM175 202H181L182 201H175ZM193 202V201H192ZM21 203V202H20ZM114 204V205H111ZM174 202L171 201L170 203L166 204L165 206L169 209L174 208L173 206H170L171 204H173ZM238 203V201L236 202ZM4 204V203H3ZM6 204V202H5ZM15 204V202H14ZM18 204V203H17ZM14 205L15 207L17 206ZM36 204V202H35ZM195 204V202H194ZM200 204V203H198ZM241 204V203H240ZM1 205V203H0ZM11 205V204H10ZM9 205V206H10ZM97 205V206H96ZM196 205V204H195ZM203 205V204H202ZM2 206V205H1ZM0 206V219L2 220L3 224H7V215H6V209L3 208V206ZM37 206V205H36ZM186 206V205H185ZM5 207V206H4ZM11 207V206H10ZM13 207V206H12ZM19 207V205H18ZM241 207V206H240ZM7 208V207H6ZM177 208V207H176ZM211 208V207H210ZM9 208H7L8 210ZM43 209V210H44ZM212 209V208H211ZM11 211V209H9ZM8 210V211H9ZM31 210V209H30ZM36 210V209H35ZM34 210V211H35ZM145 210V209H144ZM246 210V209H243ZM248 210V209H247ZM21 211V210H20ZM24 211V210H23ZM21 211V212H23ZM29 211V210H28ZM39 211V210H38ZM37 211V213H38ZM85 211L87 213H97L100 214V216H106V215H115V217H123V219L125 217H129L130 214L132 216L130 217H134L137 218V221H140L141 223L143 222L146 228V234H140L139 232H135L132 229V232L129 233H124L122 231H120L117 227L115 229H113V227L111 229H108V231H105L104 233H102V231L97 228L96 226H94V224L90 223V225H88L86 223V220L84 218V216L82 215L83 213H85ZM148 211V210H147ZM169 211V210H168ZM167 211V213H169ZM175 211V210H174ZM210 211V209H209ZM213 211V210H212ZM236 211V210H235ZM36 212V211H35ZM43 212V211H41ZM142 214H138L141 213ZM156 212H158L156 210ZM161 212V211H160ZM163 212V211H162ZM249 212V211H248ZM16 213V212H15ZM19 213V212H18ZM17 213V215H18ZM178 213V212H177ZM184 213V212H182ZM41 214V213H40ZM46 214V213H44ZM136 216H134V215ZM170 214V213H169ZM234 214V213H233ZM236 214V213H235ZM234 214V215H235ZM34 215V214H33ZM86 215V213L84 214ZM237 215V214H236ZM261 215V216H260ZM23 218H27L28 219L32 217V212H28L25 213V215H22ZM31 216V217H30ZM36 216V214H35ZM38 216V214H37ZM36 216V217H37ZM42 216V215H41ZM87 216V215H86ZM18 217V216H17ZM21 217V216H20ZM34 217V218H36ZM178 217V218H177ZM182 217V216H181ZM9 218V217H8ZM33 218V220H34ZM42 218H45V216ZM41 218V219H42ZM87 218V217H86ZM105 218V217H104ZM228 218V217H227ZM27 219V220H28ZM55 219V222H56ZM103 219V218H102ZM128 219V218H127ZM133 219V218H132ZM166 219V220H165ZM236 219V220H238ZM24 220V219H23ZM168 220V222H167ZM235 220V221H236ZM12 221V220H11ZM35 221V220H34ZM133 221V220H132ZM135 221V222H137ZM169 221H171L169 223ZM179 221V223H177ZM18 222V221H17ZM38 220L36 221V224L34 223V225H37ZM58 222V221H57ZM177 223L175 226H173L172 224ZM181 222V223H180ZM32 223V225H33ZM41 223V222H38ZM95 223V221L93 222ZM110 223V222H109ZM215 223V222H214ZM25 224V223H24ZM31 224V223H30ZM57 224V223H56ZM55 224V225H56ZM96 224V223H95ZM133 224V223H132ZM213 224V222H212ZM2 225V224H1ZM16 225V224H15ZM40 225V224H39ZM38 225V226H39ZM43 225V224H42ZM63 225V224H62ZM138 225V224H137ZM136 225V227H137ZM29 226V224H28ZM58 226V225H57ZM108 226V225H107ZM117 226V225H116ZM237 226V225H236ZM4 227V226H3ZM10 227V226H9ZM42 227V226H41ZM56 227V226H54ZM60 227V226H59ZM80 227V229H78ZM115 227V226H114ZM130 227V226H129ZM141 227V226H140ZM189 228V232L188 234H184L182 231H179L180 229H186ZM205 227V226H204ZM28 228V227H27ZM40 228V227H39ZM138 229H140L139 227H137ZM26 229V228H24ZM37 229V228H36ZM124 229V228H123ZM126 229V228H125ZM124 229V230H125ZM33 230V229H32ZM48 230V229H47ZM52 230H54L52 228ZM51 230V231H52ZM59 230V229H58ZM130 230V229H129ZM136 230V229H135ZM143 230V229H142ZM200 230V231H199ZM213 230V228H212ZM55 231V230H54ZM141 231V230H140ZM188 231V229H187ZM198 232L201 236L198 237V239L192 237L191 232ZM228 231V230H226ZM31 232V231H30ZM46 232V231H45ZM61 232V231H60ZM63 232V231H62ZM142 232V231H141ZM196 232V233H197ZM3 233V232H2ZM251 233V232H250ZM36 234V233H35ZM39 234V233H37ZM48 234V233H47ZM78 234V233H77ZM223 234V233H222ZM246 234V233H245ZM33 235V234H32ZM219 235V234H218ZM46 236V235H45ZM196 236V235H195ZM225 236V237H224ZM243 236V235H242ZM4 237V236H3ZM100 237H102V241L99 240ZM216 237V236H215ZM225 238L226 240H223L222 238ZM11 238H13L11 240V243L8 244L9 248L5 247V253H7V257L4 255V257L6 259H8V261H10L12 264H43V260H42V249H41V245L39 243H37V239L35 238V236H33V240L35 241L33 248L35 250V252L37 253V259L36 262L33 261H29V255L26 252V248H24L17 240V237L14 235V233H11ZM43 238V237H42ZM217 238V237H216ZM229 238V239H228ZM46 239V238H45ZM116 239L118 244H115L114 242H112V240ZM164 239H173V243L172 244H165ZM31 240V239H30ZM43 240V239H42ZM4 241V240H3ZM10 241V240H9ZM8 241V242H9ZM44 241V240H43ZM73 241H75V239H73ZM73 243L71 245V247H76L78 246V243ZM160 241V248L155 247L156 244H158ZM243 241V240H242ZM112 242V244H115V249L116 251L108 253V254H100L104 251H102L104 248L102 245H105L107 243ZM6 243V242H5ZM41 243V242H40ZM167 243V242H166ZM55 245V244H54ZM58 245V244H57ZM239 244H237L238 246ZM43 246V245H42ZM47 246V245H45ZM50 247V246H48ZM54 247V246H53ZM161 247H164L163 251ZM47 248V247H46ZM55 248V247H54ZM107 248V247H106ZM112 248V247H111ZM3 249V248H2ZM51 249V248H50ZM68 249V250H67ZM160 249L158 252L157 250ZM234 249V251L232 250ZM237 249V250H236ZM243 249V248H242ZM261 250V251H260ZM50 251V250H49ZM259 251V252H258ZM2 252V251H1ZM35 253V254H36ZM259 253V255H260ZM154 254V255H153ZM157 255V258H155V255ZM160 254V255H159ZM28 255V256H27ZM152 255V256H151ZM151 256V258H150ZM45 257V256H44ZM194 258L197 260H195L194 263H192V261H194ZM155 259H160V263H158V261H156ZM5 260V259H4ZM60 262V261H58ZM148 262V263H147ZM90 264V263H89ZM92 264V263H91Z\"/></svg>",
  "mask_w": 264,
  "mask_h": 264
}]
</instances>
